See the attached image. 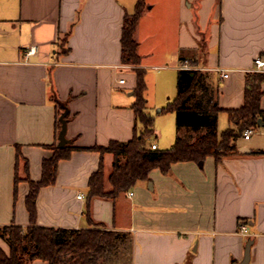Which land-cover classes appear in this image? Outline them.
Here are the masks:
<instances>
[{"label": "crops", "instance_id": "0c3cea01", "mask_svg": "<svg viewBox=\"0 0 264 264\" xmlns=\"http://www.w3.org/2000/svg\"><path fill=\"white\" fill-rule=\"evenodd\" d=\"M194 1L205 41L199 52L191 0H146L138 23L147 112L155 118L148 148L167 150L179 134H200L179 132L176 114L163 115L177 96L179 71H202L224 110L244 105L248 74H264L255 66L264 60V0H209L205 9ZM137 2L0 0V227L31 225L27 178L42 179L43 162L58 146L57 100L66 109V146L73 150L59 162L55 184L38 194L37 226L118 233L107 264H240L250 240L249 264H264V96L258 128L248 140L244 134L236 139L237 152L220 163L212 157L203 166L176 163L170 174L155 169L150 181L115 200L89 199L102 160L106 176L114 161L92 148L134 137L137 75L122 61L121 39L124 18ZM30 48L35 53L26 56ZM230 126L221 112L218 133ZM18 149L28 171L24 162L17 168ZM240 221L249 235L239 233ZM122 244L130 249L123 252ZM0 247L10 253L1 237Z\"/></svg>", "mask_w": 264, "mask_h": 264}, {"label": "trees", "instance_id": "16d2710c", "mask_svg": "<svg viewBox=\"0 0 264 264\" xmlns=\"http://www.w3.org/2000/svg\"><path fill=\"white\" fill-rule=\"evenodd\" d=\"M146 0H138L133 15H126L122 27V61L133 66L137 75L136 100L132 106L136 125L134 137L129 142L113 141L107 146H95L92 150L112 154L114 161L111 172L106 176L104 162L89 182V199L107 198L115 200L130 191L139 182L150 181V174L158 169L168 175L172 167L180 162L199 164L212 157L217 163L237 152L234 141L248 129H257L262 115L261 99L264 96L261 84L264 74L247 75L245 103L238 109H221L218 104L219 90L213 86L200 70H181L177 77V96L162 112H173L177 116V128L189 132H200L196 137L191 133L179 134L174 145L167 150H152L147 147L148 139L154 135L155 118L147 112L145 97L146 71L141 66L139 43L135 34L138 23L147 10ZM66 43V39L63 44ZM58 110L57 137L62 122L67 118L66 109L54 100ZM225 112L230 128L218 133V115ZM54 154L43 162V175L39 182L29 177L30 192L26 204L31 225L22 228L15 225L0 227V237L8 244L10 253L0 247V264H31L43 260L49 264H102L116 249L118 233L101 230H65L36 225V200L42 187L56 182L57 168L61 160L70 157L73 147H53ZM28 162L18 149L17 168ZM16 177V189L19 183Z\"/></svg>", "mask_w": 264, "mask_h": 264}, {"label": "rangeland", "instance_id": "374dc122", "mask_svg": "<svg viewBox=\"0 0 264 264\" xmlns=\"http://www.w3.org/2000/svg\"><path fill=\"white\" fill-rule=\"evenodd\" d=\"M155 2H159L160 5L166 3V1H168L169 3H174V5L177 3L179 4L180 0H153ZM202 3H203V8L205 9L206 7H210L209 6V0H201ZM191 2L193 3V5H195L194 7H192L191 9H189V11H191L193 14H194V29H195V32H194V38H195V41L198 40V49L197 51L199 52L201 50V47L205 46V41H204V36H203V33L201 31V29L199 28L200 25H199V10H198V6L196 7V3L194 0H191ZM187 4V3H186ZM188 7V6H187ZM196 53V52H195ZM163 115H166L167 117H173L174 115L171 114L170 112H163ZM172 115V116H171ZM165 116V117H166ZM221 131L224 130V129H220ZM155 142L157 144H160V139H155ZM123 247V248H122ZM121 248L123 249V252H125V250H128L130 249V246L129 244H122L121 245ZM108 258H110L108 256ZM102 264H107V262L105 261L104 263Z\"/></svg>", "mask_w": 264, "mask_h": 264}, {"label": "built area", "instance_id": "2783aa9c", "mask_svg": "<svg viewBox=\"0 0 264 264\" xmlns=\"http://www.w3.org/2000/svg\"><path fill=\"white\" fill-rule=\"evenodd\" d=\"M34 53H35V48H30V49H28V50L26 51V56H31V55H33ZM255 66H256V70H257V71H259V72H260V71H263V70H264V60L261 59V58L256 59V60H255ZM185 68L189 69L188 67H185ZM223 77H224V78H227V77H228V74H224ZM120 82H121V83H124V80H121ZM252 133H253V130H252V129H248V130H246V131L244 132V137H245V139L248 140V139L250 138V135H251ZM151 149H152V150H157V145L153 144V145L151 146ZM129 196H133V193L130 192V193H129ZM78 198H79V199H82L83 196H82V195H79ZM239 233H240L241 235H243V236H247V235H249V234H248V225H247V222H246V221H240V222H239Z\"/></svg>", "mask_w": 264, "mask_h": 264}, {"label": "water", "instance_id": "95a60500", "mask_svg": "<svg viewBox=\"0 0 264 264\" xmlns=\"http://www.w3.org/2000/svg\"><path fill=\"white\" fill-rule=\"evenodd\" d=\"M61 122H62V127H61V130H60L59 136H58V140H59L58 147L59 148H64L67 145V143H68V140L66 138L67 122L64 119V116L61 118ZM199 166H203V162H200ZM252 244H253L252 240H250L247 243L246 249H245V256H244L243 261L240 264H249L250 257H251L250 250H251Z\"/></svg>", "mask_w": 264, "mask_h": 264}]
</instances>
